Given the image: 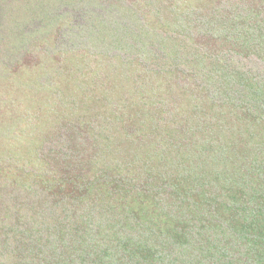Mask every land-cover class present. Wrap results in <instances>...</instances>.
I'll use <instances>...</instances> for the list:
<instances>
[{
    "label": "trees",
    "instance_id": "16d2710c",
    "mask_svg": "<svg viewBox=\"0 0 264 264\" xmlns=\"http://www.w3.org/2000/svg\"><path fill=\"white\" fill-rule=\"evenodd\" d=\"M129 3L122 5L124 20L133 15ZM166 5L155 36L165 49V34L170 66L186 77L182 89L160 77L166 72L161 63L139 62L159 90L143 81L136 63L139 79L130 77L131 100L134 93L144 94L152 99L148 106H120L115 88L102 96L84 92L86 102L95 108L99 101L102 112L83 109L84 116L70 126L73 143L61 144L55 153L40 152V167L9 186L8 214L0 218V264H264V80L221 59H264V0H169ZM110 6L121 7L114 0ZM124 20L111 32L109 50L133 47L148 32L143 21L131 35ZM205 33L223 44L207 53ZM104 62L117 74L123 61ZM212 72L221 102L212 99L197 112L181 93L209 96ZM165 96L182 108L177 123L161 125L165 155L151 150L150 163L165 174V183L137 187L119 147L135 163L142 146L158 145L153 105ZM67 175L77 195L63 191Z\"/></svg>",
    "mask_w": 264,
    "mask_h": 264
},
{
    "label": "rangeland",
    "instance_id": "374dc122",
    "mask_svg": "<svg viewBox=\"0 0 264 264\" xmlns=\"http://www.w3.org/2000/svg\"><path fill=\"white\" fill-rule=\"evenodd\" d=\"M127 1L130 2L129 7L134 9L130 12L133 15L129 16V20H124L126 7L122 5L124 2L127 5ZM114 3L121 7H111L110 0H0V218L8 214L9 186L17 185L12 180L23 181L29 177L32 170L40 167L36 164L41 163L38 157L47 149L51 148L55 153L61 144L68 141L72 144L74 133L70 126L76 124L77 116H84L80 115L84 114L81 112L83 109L93 108L92 112L95 109L102 112L100 102L94 108L83 98L86 95L84 92L91 91L102 96L103 91L115 88L114 92L121 100L120 106H127L129 103L131 107H138L143 102L148 106L152 99L144 94H133V99L138 103L131 100L130 77L139 79L138 71L133 65L143 62L148 65H164L166 72L160 74V77H165L175 90L182 89L186 77L175 71L174 66H170L169 45L165 41V34H162L161 44L165 49L157 44L158 37L155 36L157 27L159 24L161 26V22H158L159 11L168 8L166 4L169 0H114ZM161 16H165V11ZM123 20L129 26L127 30L132 31L127 32L131 35L142 28L143 25L140 24L143 21L149 27L148 32H142L138 43L133 47L122 44L116 50L114 47L109 50L113 37L111 32H116V27ZM244 33L245 31L241 32L243 35ZM213 36L215 34H204L207 53L223 44L222 40L214 42ZM259 39L260 35H257L254 42L257 44L256 48L261 50L263 44ZM228 45L232 46L230 42ZM117 50L120 51L116 57L112 56ZM202 54L204 53L200 54L199 49V57ZM228 58L227 55L221 59L232 67L236 66L237 71L248 70L254 79L264 80V59L255 55L236 60ZM106 59L123 61L117 74L108 71L109 64L104 62ZM99 60L103 62L98 63ZM179 60L171 59L172 62ZM140 69L143 81H150L151 86L159 90L148 69H142L141 64ZM216 75L217 73L212 72L210 76L212 86L209 96L202 94L191 97L188 93H181L187 98L188 107L199 112L212 99L221 102V94L214 86ZM89 82L93 86L92 90H89ZM81 99L83 102H79ZM157 103L158 100L153 105L156 108L153 128L159 131L161 125L163 127L178 120L182 108L167 96L163 101L160 99L161 104L158 106ZM85 120L90 126L93 125L86 115ZM115 126L123 131L119 122ZM165 130L161 129L155 134L158 135V145L154 148L148 150L146 146H142V153L137 156L135 163L130 154L126 151L124 153L119 147L123 163L130 164L129 167L137 176V187L143 185L150 189L153 184L165 183V174H158L150 163L153 155L151 150L159 149L160 155H165ZM141 132L143 135L147 134L146 125ZM142 143L147 142L142 139ZM72 181L70 175L64 178L63 191L67 194H74L71 190L76 189L72 187ZM132 193L131 191L126 198L128 203L132 202ZM5 222L9 225V218ZM189 264L193 262L189 261Z\"/></svg>",
    "mask_w": 264,
    "mask_h": 264
}]
</instances>
